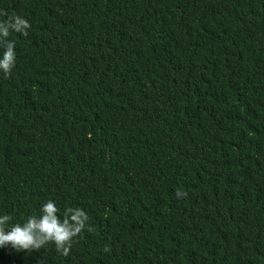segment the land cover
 <instances>
[{
	"label": "trees",
	"instance_id": "16d2710c",
	"mask_svg": "<svg viewBox=\"0 0 264 264\" xmlns=\"http://www.w3.org/2000/svg\"><path fill=\"white\" fill-rule=\"evenodd\" d=\"M0 9L32 25L0 72V216L53 200L92 228L0 264H264V0Z\"/></svg>",
	"mask_w": 264,
	"mask_h": 264
},
{
	"label": "clouds",
	"instance_id": "9594fccd",
	"mask_svg": "<svg viewBox=\"0 0 264 264\" xmlns=\"http://www.w3.org/2000/svg\"><path fill=\"white\" fill-rule=\"evenodd\" d=\"M0 16L7 17L0 20V72L6 79L11 78L16 63V43L9 39L13 32L24 37L29 35L32 25L29 20L20 15H9L6 10L0 9ZM187 194L177 191V197ZM61 209L53 200L46 201L40 208L39 215H30L21 223H11L13 217L8 214L0 216V248L11 246L17 251H39L49 244L55 246L56 251L68 257L74 242L85 231L91 232L88 214L80 207L67 206L62 215ZM105 253L111 249L103 248Z\"/></svg>",
	"mask_w": 264,
	"mask_h": 264
}]
</instances>
